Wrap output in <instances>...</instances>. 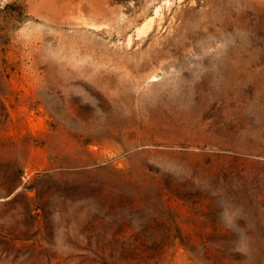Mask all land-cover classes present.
I'll return each mask as SVG.
<instances>
[{"label": "rangeland", "instance_id": "1", "mask_svg": "<svg viewBox=\"0 0 264 264\" xmlns=\"http://www.w3.org/2000/svg\"><path fill=\"white\" fill-rule=\"evenodd\" d=\"M92 1L0 0V264H264V0Z\"/></svg>", "mask_w": 264, "mask_h": 264}, {"label": "bare ground", "instance_id": "2", "mask_svg": "<svg viewBox=\"0 0 264 264\" xmlns=\"http://www.w3.org/2000/svg\"><path fill=\"white\" fill-rule=\"evenodd\" d=\"M95 4L92 0H64V2L62 0L60 2L58 0H40L42 9L57 8V10H62L61 12L95 13L98 11Z\"/></svg>", "mask_w": 264, "mask_h": 264}]
</instances>
